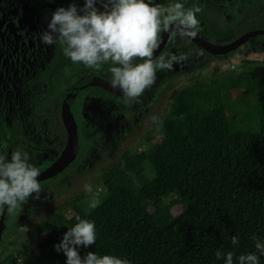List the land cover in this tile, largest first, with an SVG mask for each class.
<instances>
[{
	"label": "trees",
	"instance_id": "1",
	"mask_svg": "<svg viewBox=\"0 0 264 264\" xmlns=\"http://www.w3.org/2000/svg\"><path fill=\"white\" fill-rule=\"evenodd\" d=\"M199 78L173 90L157 140L148 132L147 149L126 151L94 179L93 191L112 193L81 217L96 227V243L77 246L82 259L94 252L129 264H226L232 252L233 264L249 253L264 264L255 247L264 244V75L244 69L223 82ZM92 193L51 209L0 264H67L56 246L79 221L65 218L62 207Z\"/></svg>",
	"mask_w": 264,
	"mask_h": 264
},
{
	"label": "flooded vegetation",
	"instance_id": "2",
	"mask_svg": "<svg viewBox=\"0 0 264 264\" xmlns=\"http://www.w3.org/2000/svg\"><path fill=\"white\" fill-rule=\"evenodd\" d=\"M104 2L106 0H97L98 11H105ZM145 2L161 7L180 2L186 9L199 6L204 18L196 14L199 20L196 37L212 45H227L239 40L246 32L264 30V0ZM72 4L76 5L78 14H84L80 9L85 0H0V156L10 161L13 152L26 153L28 163L40 170L37 180L42 189L13 212L8 211L7 205L0 206V260L19 247L24 235L21 237L18 233L21 229L28 231L32 215H38L34 206L63 197L65 189L80 187L77 194L81 193L85 185L93 184L95 177L91 173L99 171L105 159L112 157L110 164L117 162L114 158L130 152L142 130L151 128L145 132L146 136L156 129L157 119L161 117L158 105L163 103V92L171 86L176 73L189 67L188 62L194 59L195 53L207 60L211 55L225 56L252 39L264 38V34L252 36L228 52L212 54L192 38H182L179 32L174 36L169 34L161 44L162 32L154 59L161 55L185 54L188 60L174 64L170 71L157 69L155 83L138 101L126 103L122 90L111 85L110 68L108 71L103 69L110 61L97 68H88L82 63L74 64L64 55L66 44L42 43L41 34L49 31L52 14L58 8L67 9ZM260 24L262 26L257 27ZM208 25L227 28L221 35H215L206 30ZM248 26L253 28L243 31ZM93 76L104 79L107 87L92 84ZM90 88L97 90L90 91ZM72 122L77 134L75 156L63 168L42 178L53 167L56 169L68 147ZM77 194L73 191V197ZM36 224L26 237L35 232Z\"/></svg>",
	"mask_w": 264,
	"mask_h": 264
},
{
	"label": "clouds",
	"instance_id": "3",
	"mask_svg": "<svg viewBox=\"0 0 264 264\" xmlns=\"http://www.w3.org/2000/svg\"><path fill=\"white\" fill-rule=\"evenodd\" d=\"M97 0H85L78 14L75 4L67 9L58 8L48 24L49 31L41 34V41L47 45L57 42L66 44L64 55L74 64L82 63L88 68H97L111 62V85L122 90L126 103L138 101L156 80L157 69L172 70L174 64L188 60L185 54L161 55L154 59V52L161 43V33L169 32L189 38H195L199 32V20L196 14L201 12L199 6L186 9L183 3L176 2L168 7L153 6L145 0H106L105 11H98ZM54 34H57L54 36ZM142 63H134L135 60ZM28 155L15 151L10 161L0 156V206L7 205L13 212L28 198L41 192L37 180L40 170L28 163ZM85 190L92 193L91 185ZM99 200L93 198L90 207L96 208ZM79 222L69 228L63 240L57 245V251H63L67 264H129L115 256H98L88 252L81 258L77 246L88 247L96 243L94 222L76 218ZM253 239H256L253 237ZM237 243V237L232 238ZM255 247L264 253V244L257 241ZM223 254L216 252L217 259ZM226 264H233V253L228 252ZM259 257L249 253L239 256V264H258Z\"/></svg>",
	"mask_w": 264,
	"mask_h": 264
},
{
	"label": "rangeland",
	"instance_id": "4",
	"mask_svg": "<svg viewBox=\"0 0 264 264\" xmlns=\"http://www.w3.org/2000/svg\"><path fill=\"white\" fill-rule=\"evenodd\" d=\"M200 18H204L202 12L198 13ZM205 20V19H203ZM206 30L215 35H221L224 33L225 27L224 25H208L206 26ZM264 38L252 39L247 41L245 44L239 46L235 50L229 52L225 56L219 55H211L206 58L207 60L201 59L197 53L194 55V59L189 60V67L187 69L180 70L174 77H172L171 86L163 92V103L158 105V112L160 111V115L166 113L169 108V94L173 89H180L181 87H186L188 85H192L195 82L200 80L199 75H201L202 81H207L209 78H216L218 81L223 82L231 73H236L239 71L254 70L258 75H264ZM195 61V62H194ZM248 61V63H245ZM113 67L111 63L104 64L103 69L109 70V68ZM164 79V78H163ZM165 80V79H164ZM162 81V78L159 79V82ZM94 88H90L89 90H93ZM97 90V89H94ZM232 97H235L236 91H231ZM148 127L140 133L139 138L134 144V147L130 150V153H136L141 150H145L148 148L149 142L145 138V132L150 130ZM154 135V140H157L160 136L158 129L151 130ZM138 142V143H137ZM111 158L105 159V162L98 168L99 171H93L91 175L93 177L98 178L104 172L106 167L111 163ZM121 157L114 158L113 161H121ZM80 163V162H79ZM103 169V170H102ZM82 170L77 172V175L80 174ZM84 186V185H82ZM67 191L64 192L63 197H58L53 200H46L45 202L39 203L38 205L33 207V210L38 215H32L33 221L29 222V230L24 231L20 230L18 236L24 235L21 239V242L24 241L25 235L31 232L33 229V225L39 222L47 213L50 212L51 209L58 207L59 205L64 204L66 201H69L73 197V191L77 194L81 188L65 189ZM114 192V189H112ZM110 193V190H107L105 186H99L93 191V193L87 198L75 205L68 204L62 207L61 213L65 218L71 217H82L83 215L89 214L93 208L90 207V201L93 198H97L99 200V204L106 198ZM171 211L176 212V204L171 207ZM81 212L82 214H79ZM164 213V212H163ZM22 237V236H21ZM36 241V240H34ZM34 246L37 243L33 244ZM42 256L37 253L36 263H40L42 261Z\"/></svg>",
	"mask_w": 264,
	"mask_h": 264
},
{
	"label": "water",
	"instance_id": "5",
	"mask_svg": "<svg viewBox=\"0 0 264 264\" xmlns=\"http://www.w3.org/2000/svg\"><path fill=\"white\" fill-rule=\"evenodd\" d=\"M169 34H170L169 32H163L161 44H164ZM262 34H264V30H261V29L249 31V32L244 33V35L239 40L229 43L227 45H222V46L212 45L208 42H203L197 37L192 38V40L196 41L198 44H201L204 48H206L212 54H223L225 52L232 50L234 47H236L238 44H241L248 38L252 36L262 35ZM91 82L92 84H98L102 87H107V82L104 79H101L100 77L93 76V79ZM78 89H79L78 87L75 88L76 91ZM72 124H73V127H72V130L70 129L71 132H70V141L68 143V147L64 151V154L62 158L60 159V161L57 163L56 169L53 167L52 171L47 172L45 175L41 176L42 178H44L47 174H52V173L57 172L58 170L63 168L64 165L67 164L70 160H72L73 157L75 156V153L77 151L76 150L77 149V134H76L75 124L73 122Z\"/></svg>",
	"mask_w": 264,
	"mask_h": 264
}]
</instances>
